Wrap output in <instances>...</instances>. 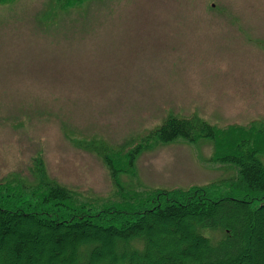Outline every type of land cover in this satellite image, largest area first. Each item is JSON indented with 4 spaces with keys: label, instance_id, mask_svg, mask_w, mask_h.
I'll return each mask as SVG.
<instances>
[{
    "label": "rangeland",
    "instance_id": "1",
    "mask_svg": "<svg viewBox=\"0 0 264 264\" xmlns=\"http://www.w3.org/2000/svg\"><path fill=\"white\" fill-rule=\"evenodd\" d=\"M67 1L0 2V198L25 209L47 183L112 198L117 151L125 192L236 177L212 140L142 150L135 174L128 155L169 117L264 127V0Z\"/></svg>",
    "mask_w": 264,
    "mask_h": 264
},
{
    "label": "trees",
    "instance_id": "2",
    "mask_svg": "<svg viewBox=\"0 0 264 264\" xmlns=\"http://www.w3.org/2000/svg\"><path fill=\"white\" fill-rule=\"evenodd\" d=\"M85 1L68 0L64 6ZM256 134L264 140V127L220 130L197 116L169 117L128 155L135 174L142 150L179 138L212 140L217 160L238 169L236 177L218 183L125 192L116 152L105 157L119 188L112 198L81 202L70 189L47 183L33 187L43 191L40 201L24 209L18 198L5 195L0 264L6 254L8 264H264V147L247 138ZM3 189L12 195L11 187L0 184Z\"/></svg>",
    "mask_w": 264,
    "mask_h": 264
}]
</instances>
